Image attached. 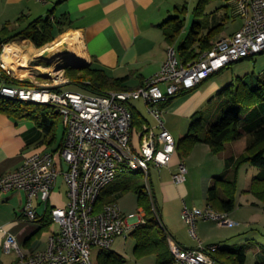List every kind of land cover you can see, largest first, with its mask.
Returning a JSON list of instances; mask_svg holds the SVG:
<instances>
[{
    "label": "built area",
    "instance_id": "obj_1",
    "mask_svg": "<svg viewBox=\"0 0 264 264\" xmlns=\"http://www.w3.org/2000/svg\"><path fill=\"white\" fill-rule=\"evenodd\" d=\"M226 3L233 17L241 20L237 30L218 37L210 49L187 62H181L176 47L169 45L159 71L136 89L106 94L57 90L54 87L67 79L63 74L51 76V72L52 81L41 84L28 81L27 85L19 86L1 81L3 96L51 103L61 116L64 141L55 151L36 150L25 155L18 168L0 176V191H23L21 217L36 221L37 201L48 203L59 175L68 187L67 202L50 208L58 230L48 237L46 247L26 256L14 236L0 226V232L5 234L4 252L16 253L25 264H93V247L109 249L117 236H127L145 224L146 212L142 207L125 214L117 200L98 212H93V205L100 191L125 170L141 173L152 197L151 169L169 166L177 145L164 127L160 103L182 89L198 85L233 62L264 51V0H226ZM0 67L5 69L1 59ZM6 73L13 76L8 70ZM132 100L144 101L155 125L143 123L134 130L129 106ZM64 163L66 168L62 167ZM186 172V166L179 161L171 174L173 182L183 183ZM182 218L193 237L198 219L211 220L218 226L235 224L227 212L208 205L204 208L185 205ZM168 243L175 261L182 264H213L212 253L218 248L216 244L201 243L197 248H183L170 236Z\"/></svg>",
    "mask_w": 264,
    "mask_h": 264
},
{
    "label": "crops",
    "instance_id": "obj_2",
    "mask_svg": "<svg viewBox=\"0 0 264 264\" xmlns=\"http://www.w3.org/2000/svg\"><path fill=\"white\" fill-rule=\"evenodd\" d=\"M179 1L0 0V27L6 22L24 27L39 17L46 18L49 16L55 23L56 36L54 40L62 36L73 35L79 49L78 55L75 54V56L80 59L79 61L82 64L103 69L112 78L128 76L125 84L131 90L142 86L147 79L159 71L165 61L167 48L171 44L165 39L160 24L176 12L175 5L179 4ZM22 16L24 17L23 20L19 21L18 19ZM60 30L63 32L60 33ZM184 31L186 30L184 29ZM224 31L218 37L232 33L227 34ZM10 43L14 47L27 46L36 58L45 52V50H42L39 53L38 50L40 48H36L28 39L13 40ZM217 84L216 81H213L203 92L194 90L187 94L176 96L167 106L162 108V115L165 114L169 119L170 116L173 117V122H163L164 127L172 134L176 142L186 134L189 124L200 112L202 114L206 113V109L201 110V107L208 95L218 88ZM61 90L63 89L61 88ZM131 104L134 105L132 102ZM145 120L141 125L143 123L156 124V121L152 124L146 117ZM133 128L134 130L139 129V127ZM62 130L64 131L63 127ZM44 137L45 132L43 129L32 120L27 118L13 119L0 112V176L18 168L23 163L25 155L33 151H55L60 148L58 146L63 136L60 140H57V135L55 134V139L51 145L47 141L43 142ZM244 138L231 142V145L227 144L226 149L220 154H213L207 144L198 143L188 156L181 159L178 154H174L169 166H163L159 169L153 168L156 170V175L154 176L151 172L150 179L162 224L168 236L181 247L197 248L199 243L203 246L210 244L219 246L234 245L230 244L231 242H224L225 239H230L234 235L213 234V229L223 226H218L211 220L198 219L195 224L196 237H193L189 232V226L182 218V209L185 205L190 208H203L207 205L206 190L212 177L224 171L225 157L239 155L243 152L245 144H235H238ZM236 146L239 148H236ZM235 148L236 150H234ZM198 157H203L204 162L199 160ZM179 161H182L184 165L189 162L186 169L189 173L191 171L190 178L194 176L192 169H194L196 164L206 163L209 166L211 163L210 167L212 170L206 169L201 174L202 180L200 181L198 192L191 190V186L186 184V178L181 184L173 182L171 174L176 171ZM62 167L66 168L65 163ZM241 168L245 170V176L249 181L259 171L256 167H250L246 164ZM59 177L60 175L57 177L56 185L48 203L43 204L37 201L38 219L36 221H28L21 217L25 200L23 191H0V226L14 236L26 256L35 250L44 249L48 237L58 230V225L56 224V229L50 230L46 238L42 237V233L47 230L42 231L38 236L35 235L41 225L42 217L50 210L51 206H63L68 200L66 194L64 195L60 190L56 189ZM243 199H245L246 204L250 206L252 211L248 219H244L241 222L245 224L255 223L252 219L257 218V215L259 219L256 223L264 227V216L256 211L259 210L261 205L256 204L255 199L246 193L240 195L239 203H242ZM117 201L119 202V198ZM201 203L203 206H200ZM239 206L241 204H236V207ZM141 207L137 205L136 209ZM121 209L125 214L133 212L132 210L128 212V208L125 206H121ZM228 215L235 221L234 225H239V221L234 220L235 210L229 212ZM210 222L215 223V225L212 228L203 229L204 224ZM234 225L227 227H233ZM197 231H199L198 234ZM4 240L5 234L0 232V264H25L24 259L19 258L15 253L8 254L4 252ZM245 243L248 245L245 264H256L264 261V245L255 248L254 242L250 243L247 240ZM154 264H156L155 255ZM174 264L182 263L175 261ZM213 264L223 263L214 261Z\"/></svg>",
    "mask_w": 264,
    "mask_h": 264
},
{
    "label": "trees",
    "instance_id": "obj_3",
    "mask_svg": "<svg viewBox=\"0 0 264 264\" xmlns=\"http://www.w3.org/2000/svg\"><path fill=\"white\" fill-rule=\"evenodd\" d=\"M211 1L213 0H198L191 11L193 21L188 30L184 32L185 15L189 12L186 0L175 5L176 12L160 24L165 39L176 47L181 62L194 60L203 51L210 49L212 42L225 30L228 21L234 19L226 0L224 4L207 12L206 7ZM23 18L22 16L18 20L21 21ZM55 34V23L49 16L39 17L24 27L6 22L0 27V55L4 45L13 40L28 39L36 48H41L52 42ZM253 56L245 58H253ZM64 74L69 79L68 82L54 89L61 90L64 85L75 84L96 94H106L111 90H130L125 84L128 76L112 78L103 69L91 66L67 65L64 67ZM1 81H4L6 85L25 86L28 84L27 80L20 81L11 78L0 67V83ZM198 85L178 91L166 101L161 102L160 107L164 108L176 96L187 94ZM216 99L219 102L220 114L217 117L216 115L211 117L200 112L189 124L186 134L178 140L175 154L182 159L188 156L198 143H205L209 146L211 153L220 154L225 149L226 143L246 137L243 152L239 155L225 157L224 171L212 177L206 190V204L214 210L229 213L236 207L238 175L244 164H250L259 170L251 179L248 191L264 201V71L259 74L247 73L236 77L233 83L220 90ZM129 106L132 113V126L138 128L142 122L146 121L145 117L131 102ZM0 112L13 119L32 120L43 129L45 132L43 142L47 141L49 145L55 139L56 125L61 121L60 114L56 112L51 103L25 101L1 94ZM62 136L58 148L63 144L64 131ZM150 186L152 197L147 191L141 173L133 172L128 175L122 173L100 191L93 205V212H98L106 204L118 200L122 194L133 192L137 205L142 206L146 212L145 224L129 233L135 239L133 255L137 259L155 255L156 264H174L175 259L169 248L168 234L163 224L159 225L157 219V217L160 218V213L151 183ZM51 223L49 210L42 217L41 225L35 235L38 236L42 231L48 230ZM247 250L246 243L231 246L218 245L212 257L214 261L223 264H245ZM125 262L123 255L109 248L98 250L95 264H125ZM256 264H264V261Z\"/></svg>",
    "mask_w": 264,
    "mask_h": 264
},
{
    "label": "rangeland",
    "instance_id": "obj_4",
    "mask_svg": "<svg viewBox=\"0 0 264 264\" xmlns=\"http://www.w3.org/2000/svg\"><path fill=\"white\" fill-rule=\"evenodd\" d=\"M186 1H187V5L189 8V12H187L185 15V17H186L185 30H188V28L190 27V25L193 21V15H192L191 11L193 10V8L196 5V3L198 2V0H186ZM183 2H184V0H180L179 4H181ZM222 4H224V0H213L207 5L206 11L209 12V11L215 9L216 7H218ZM240 25H241L240 19H238V18H236L234 20L230 19L227 23V26H226L224 32L227 34L234 32L235 30H237L240 27ZM58 44L60 46V54L55 55L54 52L51 50L53 47L57 46ZM15 47L17 48L18 52H17V56H15V59H14V66L16 67V69H18L19 73L17 75L15 74V75L10 76V77H15L17 79H20V77H24L23 81L27 80V81H29V83H30V81H33L35 83L41 84V83H46L47 80L52 81V79L49 75L50 72L52 73L51 76L56 75V74L57 75L63 74V77H65L67 79V82H68L69 79L64 74V67L67 65H71V64H80L81 63L80 61H78V59H77L76 63L71 62L69 59V57H70L69 54H74V55L77 54L78 55V52H79V49L77 47V41L75 40L73 35L59 37L56 40L44 45L43 47H41L38 50V52L45 50L48 54L47 58H41V55H40V57L36 58L35 55L33 54V52H31L27 48V46H25V45L24 46L23 45L15 46ZM0 59H1V57H0ZM2 63H3V61H2ZM43 68H47V69H43ZM263 71H264V53H259V54L254 55L253 58H245V59L233 62L232 64L223 68L221 71L216 72L211 77H209L208 79L203 81L198 87H196L192 91L198 90L200 92H203L204 90H206L208 88L209 85H211V83L213 81H216L218 83L217 84L218 88L215 89L212 93H210V95H208V97L206 98L205 102L203 103V105L201 107V110L206 109L205 115H208L211 117L216 115V117H217L221 112V110L218 109L219 108V102L216 99L217 94L220 92V90L223 89L226 85L233 83L236 80V77H238V76H243L244 74H247V73L259 74ZM162 87H163V85H162ZM61 88L63 90L78 91V92H82V93H91V92L87 91L86 89L81 88L75 84L64 85ZM131 102L134 104V106H136V108L152 124L155 123V120L152 117V115L148 112V109H147L144 101L132 100ZM162 118H163V121H165V123L167 121L173 122L172 116H170V119H169V117H167L165 114H163ZM214 119L215 118H213V120ZM62 127L63 126H62V119H61V121L56 125V130H55L56 135H57V140H60L62 135H63ZM175 137H176V139H178L177 136H175ZM245 138L243 140H241V142H238V144H235V145H240V143H244L246 145V139ZM231 142H233V141H231ZM231 142H228L225 144V149L227 147L226 145L230 144ZM236 148H239V147L236 146ZM236 148L234 150H236ZM198 158H199V160H201V161L203 160V162H204L203 157H198ZM187 163H189V162H187ZM187 163L185 165L186 168H188ZM199 165H201V166H199ZM246 165H249L250 167L252 166L250 164H246ZM210 166H211V163L209 166H207L206 163H198V164H196L194 169H192V173L194 174V176H192L190 178V173H191L190 170H189L190 173L189 172L186 173V175H185V178L187 179L186 184L188 186H191V190L193 192L194 191L198 192V187L201 183L200 181L202 180L201 174H203L206 169L212 170ZM155 171L156 170L152 168L151 172L154 176L156 175ZM123 174L128 175L131 173H129L127 170H125ZM250 182L251 181H249V179L247 180V178L245 176V170L240 168L239 175H238V183H237L236 204L237 205L241 204V206L235 207V209H234L235 210L234 220L239 221V225H234L233 227H227V225H226V226H223L221 228H215V229H213V234H215V235L225 234V236L234 235V237H232L230 239H227V240L225 239L224 242H231L230 244H243L248 240L250 243L254 242V246L256 248L260 245H264V227L256 223V222H258V219H259L257 215H256L257 218L252 219L255 223L245 224V223L241 222L244 219H248V216L250 215V212L252 211V209L250 208V206H248L246 204L245 199L242 200V203H239V200H238L240 195H244L245 193L248 195H251V197L253 199H255V201H256L255 203L261 205V207H259V210H256V211H258L259 213H261V215L264 216V201L260 200L254 194H252L251 192L248 191L247 187H249ZM65 183L66 182H64L63 176L60 175V177L58 178V183H57L56 189L60 190L64 195L66 194V196L68 198V195L66 192L68 187H67V184H65ZM245 189H246V192H245ZM237 195H238V198H237ZM250 200H252V199H250ZM119 203L122 207L125 206L126 208H128L127 209L128 212L131 210L133 212L136 211L137 202H136V196L133 192H126V193L122 194L119 197ZM201 205L203 206L202 203L200 204V206ZM159 207H161V206L159 205ZM157 219H158L159 225L162 226L161 219L159 217H157ZM214 225H215V223H212V222L204 224L203 229L212 228V226H214ZM52 229H56V223H54V222L51 223L49 230L42 233V237L46 238V236H48V234H49L48 232ZM198 232L199 231H197V234H198ZM238 232H240V233H238ZM134 245H135V239L131 235L117 236L114 239L110 249L120 253L121 255H123L125 260H126L125 264H154V255H149V256H145L143 258L137 259L133 255ZM98 250H99L98 247H93L91 250V258H92L93 264L96 263Z\"/></svg>",
    "mask_w": 264,
    "mask_h": 264
},
{
    "label": "bare ground",
    "instance_id": "obj_5",
    "mask_svg": "<svg viewBox=\"0 0 264 264\" xmlns=\"http://www.w3.org/2000/svg\"><path fill=\"white\" fill-rule=\"evenodd\" d=\"M55 55L60 54V46L59 44L52 48ZM17 48L13 46V44L8 43L4 46L3 52L1 54V60L3 61V66L6 70H8L12 75H17L19 73L18 69L14 66V59L17 56ZM71 62H77V56L74 54H69ZM80 59H78L79 61ZM21 66V65H20ZM138 173V172H137Z\"/></svg>",
    "mask_w": 264,
    "mask_h": 264
},
{
    "label": "water",
    "instance_id": "obj_6",
    "mask_svg": "<svg viewBox=\"0 0 264 264\" xmlns=\"http://www.w3.org/2000/svg\"><path fill=\"white\" fill-rule=\"evenodd\" d=\"M47 53H46V51L44 52V53H42L41 54V58H47ZM76 63V62H75ZM71 66H77V67H81V66H85V64H82V63H80V64H71Z\"/></svg>",
    "mask_w": 264,
    "mask_h": 264
}]
</instances>
